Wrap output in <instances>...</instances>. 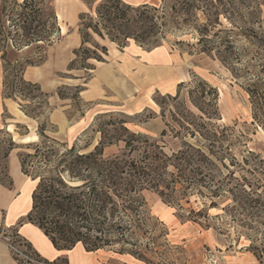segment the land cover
<instances>
[{"label": "trees", "instance_id": "1", "mask_svg": "<svg viewBox=\"0 0 264 264\" xmlns=\"http://www.w3.org/2000/svg\"><path fill=\"white\" fill-rule=\"evenodd\" d=\"M83 1L92 12L79 16L82 44L75 50L77 58L69 69H74L79 58L82 67L91 69L95 65L88 59L106 61V45L95 43V50L88 47L92 34L121 48L129 41L145 46L163 26L179 29L194 24L200 51L217 56L234 78L243 80L241 86L252 104V123L264 128V53L258 52L256 61L251 62L246 58L247 48L235 38L245 28L240 26L238 33L219 28L222 16L237 25L226 12L227 6L233 8L232 0H160V5ZM60 39L55 0H0L3 95L13 97L7 90L15 86L45 94L38 83L27 81L24 73L27 67L42 63L48 47ZM250 44L264 51V40L252 38ZM183 87L187 88L185 100ZM77 89L80 93L83 88ZM162 99L176 104L169 110L171 119L165 122L159 139L132 131L129 121L116 117L114 112L100 116L110 119L99 120L93 128L100 140L90 150L76 144L68 147L49 136L43 127L35 144H18L11 139L7 155L15 148L26 149L20 154L21 168L36 181L31 209L23 221L37 225L58 250H71L80 243L87 251L95 252L124 240L127 232L141 226L134 217L146 208L142 192L150 189L167 203L179 206L192 195L210 198V207L217 206L213 199L225 197L230 201L227 207L242 214L238 219L242 227L253 232L264 230V160L248 149L253 160L245 156L239 162L234 151L244 142V133L238 134L236 125L219 124L218 89L196 79L179 83L175 95L168 93ZM154 101L165 113L162 102L156 98ZM119 142L124 146L118 152L105 153L107 147ZM243 165L248 167L249 176L237 177L235 169ZM204 212L201 209L198 214ZM28 246L39 258L50 262L30 243ZM58 261L63 260L52 263Z\"/></svg>", "mask_w": 264, "mask_h": 264}, {"label": "rangeland", "instance_id": "2", "mask_svg": "<svg viewBox=\"0 0 264 264\" xmlns=\"http://www.w3.org/2000/svg\"><path fill=\"white\" fill-rule=\"evenodd\" d=\"M231 2L233 8L227 6L226 12H229V16L237 22V25H232L225 16H222L223 25L219 28L234 29L238 33L240 26L244 27L245 32L238 33L235 38L241 40L247 48L246 58L255 62L258 52L264 53V51L252 46L250 40L252 38L264 40V0H232ZM157 5H160V2ZM63 37L64 35L61 34V39ZM198 37L194 24L188 23L179 29L163 26L152 41L143 47L147 50L156 47L167 50L172 55L173 65L177 66L184 75L181 82L187 84L202 79L216 87L219 92V124L236 125L238 134L244 133L242 136L244 142L234 151L239 162L245 156L253 160L248 155V149L257 153L258 159L264 160V128L252 123V104L248 93L241 86L243 80L234 78L217 56L200 51L197 46ZM101 40H103L101 37L92 34L88 47L95 50L94 44H102ZM45 57L46 55L39 66L45 63ZM76 58L75 55L73 60ZM87 62L92 65L98 63L94 58L88 59ZM69 65L63 71L49 68L46 72L47 75L50 73L49 76L43 77L44 84L30 80L29 73H24V78L38 83L45 94L24 86H15L7 90L13 93V97L4 96L7 103L4 106L3 123L0 124V185L10 188L13 192L17 190L15 180L25 185L33 178L23 173L21 168L20 154L26 152V149L15 148L7 155L11 139L18 144H35L40 140V128L43 127L49 136L57 138L68 147L76 144L78 148L87 146V150H90L100 140V134L93 131V128L97 126L99 120L110 119L109 116L100 119L104 113L114 112L116 117L129 121L128 126L132 131L147 135L151 139H159L165 122L171 119L169 110L176 102L163 100V95L168 93L159 91L154 94L153 99L162 102L165 113H162V108L155 101L140 114L121 109L101 111L102 108L111 107L107 100L96 104L81 101L77 88H84V83L91 76L92 69L89 66L82 67L83 62L80 58L75 62L74 69H69ZM178 86L179 83L175 92L170 94L175 95ZM182 90L185 100L187 88L183 87ZM188 104L190 106V103ZM191 108L196 111L194 107ZM244 143L247 145L244 146ZM123 146L124 143L119 142L107 147L105 153L118 152ZM247 168V166L244 168V165L237 166L235 175L249 176ZM261 170L264 172V165H261ZM262 177L264 178V175ZM142 194L146 208L134 217L141 226L127 232L124 240L104 248L102 254L109 262L113 264H264V230L253 232L242 227L241 221H238L242 214L232 212L231 208L227 207L230 202L227 198L213 199L217 202V206L210 207V198L192 195L189 201L182 200L179 206L167 203L157 192L150 189L144 190ZM201 209H205L206 212L199 215ZM2 230L3 228L0 232ZM250 245L256 247L252 248ZM62 260L55 264H67L65 257Z\"/></svg>", "mask_w": 264, "mask_h": 264}, {"label": "crops", "instance_id": "3", "mask_svg": "<svg viewBox=\"0 0 264 264\" xmlns=\"http://www.w3.org/2000/svg\"><path fill=\"white\" fill-rule=\"evenodd\" d=\"M124 1L131 5H157L160 2ZM55 9L64 37L48 47L43 65L27 67L25 72L29 73V79L32 81L43 83V79L50 74H46L49 68L59 71L68 68L75 57V50L82 44L79 16L84 12H92L83 0H55ZM101 43L108 48L106 61H97L79 96L81 101L90 104L109 101L111 107L102 108L101 111L121 109L129 113L141 112L155 103L153 96L156 92L174 93L177 84L183 81V73L173 65L172 55L163 47L147 50L137 42L129 41L121 48L109 39H103ZM3 77L4 69L0 55V124L3 123V111L7 103L3 95ZM35 186V180L25 185L15 180L17 190L13 192L10 188L0 185V230L16 228L19 234L49 261L65 257L69 264H113L102 254L104 249L89 252L79 243L71 250H58L37 225L23 221L31 209V195ZM0 264H19L1 239Z\"/></svg>", "mask_w": 264, "mask_h": 264}, {"label": "built area", "instance_id": "4", "mask_svg": "<svg viewBox=\"0 0 264 264\" xmlns=\"http://www.w3.org/2000/svg\"><path fill=\"white\" fill-rule=\"evenodd\" d=\"M0 239L5 242L13 257L19 264H53L40 259L28 242L19 234L16 228H3L0 232Z\"/></svg>", "mask_w": 264, "mask_h": 264}]
</instances>
